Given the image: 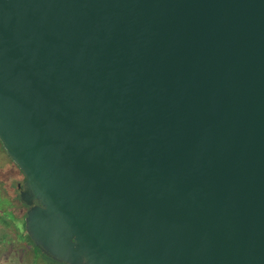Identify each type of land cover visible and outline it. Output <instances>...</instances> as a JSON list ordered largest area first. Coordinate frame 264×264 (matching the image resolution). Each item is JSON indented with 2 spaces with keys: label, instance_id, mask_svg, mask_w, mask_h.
I'll return each instance as SVG.
<instances>
[{
  "label": "water",
  "instance_id": "1",
  "mask_svg": "<svg viewBox=\"0 0 264 264\" xmlns=\"http://www.w3.org/2000/svg\"><path fill=\"white\" fill-rule=\"evenodd\" d=\"M0 141L59 262L264 264V0H0Z\"/></svg>",
  "mask_w": 264,
  "mask_h": 264
},
{
  "label": "rangeland",
  "instance_id": "2",
  "mask_svg": "<svg viewBox=\"0 0 264 264\" xmlns=\"http://www.w3.org/2000/svg\"><path fill=\"white\" fill-rule=\"evenodd\" d=\"M0 153V264H35L32 245L20 236L16 222L8 214H25V208L12 195L19 194L18 184H24L26 178L4 150Z\"/></svg>",
  "mask_w": 264,
  "mask_h": 264
},
{
  "label": "trees",
  "instance_id": "3",
  "mask_svg": "<svg viewBox=\"0 0 264 264\" xmlns=\"http://www.w3.org/2000/svg\"><path fill=\"white\" fill-rule=\"evenodd\" d=\"M0 144L3 147L1 141H0ZM3 149H4V147H3ZM16 193L17 192H13V195H12L13 199L14 200L16 199V201H18V203L20 205H22L21 203H23V202H21V200H20V194L16 195ZM8 214L16 222V224H17V226L19 228V231H20V236L24 237L27 240V242H29L32 245L33 251H34V256H35V264H41V262L44 263V264H66V263H62V262H59V261L53 259L51 256L47 255L43 250H41L40 247H38L33 242V240L30 238V236L26 232V228H25V214L19 215V213L16 214L15 212H12V211H9Z\"/></svg>",
  "mask_w": 264,
  "mask_h": 264
},
{
  "label": "flooded vegetation",
  "instance_id": "4",
  "mask_svg": "<svg viewBox=\"0 0 264 264\" xmlns=\"http://www.w3.org/2000/svg\"><path fill=\"white\" fill-rule=\"evenodd\" d=\"M19 184H20L21 186H19ZM19 184H18V188H19L18 191H19V194H20V191H21V189L23 188V185H24V184H21V183H19ZM35 203H37V202H35ZM21 204H22L21 206H22L23 208H25V214H26V211H27V209H28V206L25 205L24 203H21Z\"/></svg>",
  "mask_w": 264,
  "mask_h": 264
},
{
  "label": "crops",
  "instance_id": "5",
  "mask_svg": "<svg viewBox=\"0 0 264 264\" xmlns=\"http://www.w3.org/2000/svg\"><path fill=\"white\" fill-rule=\"evenodd\" d=\"M1 150H4L3 149V147L1 146V144H0V152H1ZM5 151V150H4ZM6 152V151H5ZM7 153V152H6ZM8 155V154H7ZM9 156V155H8ZM10 158V157H9ZM1 159H2V156H1V153H0V161H1ZM12 161V160H11ZM16 165V164H15Z\"/></svg>",
  "mask_w": 264,
  "mask_h": 264
}]
</instances>
